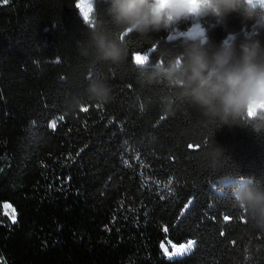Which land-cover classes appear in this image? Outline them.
<instances>
[{
    "label": "trees",
    "instance_id": "obj_1",
    "mask_svg": "<svg viewBox=\"0 0 264 264\" xmlns=\"http://www.w3.org/2000/svg\"><path fill=\"white\" fill-rule=\"evenodd\" d=\"M106 7L0 0V264H264V233L228 188L218 194L225 174L264 184V130L207 123L179 98L164 110L161 98L179 92L145 83L148 69L133 56L155 63L182 52L175 32L123 35L129 55L120 64L82 54L92 30L116 31ZM201 23L206 48L244 31L235 15L226 29ZM96 78L111 88L108 103L87 96ZM76 99L87 111L72 107ZM214 145L225 155L215 173ZM166 240L195 246L168 257Z\"/></svg>",
    "mask_w": 264,
    "mask_h": 264
},
{
    "label": "clouds",
    "instance_id": "obj_2",
    "mask_svg": "<svg viewBox=\"0 0 264 264\" xmlns=\"http://www.w3.org/2000/svg\"><path fill=\"white\" fill-rule=\"evenodd\" d=\"M105 11L116 31L92 30L83 42L82 54L92 50L98 59L120 64L129 55L123 35L135 33L143 38L175 32L184 38L182 52H167L155 63L147 55L143 61L136 58L141 69H148L145 83L160 82L179 92V97L161 98L164 110L172 111L179 98L207 123L264 130V0H107ZM233 15L244 31H229L226 39L206 48L208 30L201 21L210 19L226 29ZM186 22L190 26L180 32L178 26ZM86 93L98 104L111 99V88L102 78L90 80ZM72 107L78 110L83 103L76 99ZM224 157L222 147H209L207 159L213 173L222 167ZM225 188L230 190L233 206L264 233V184L249 175L225 174L218 194L224 195Z\"/></svg>",
    "mask_w": 264,
    "mask_h": 264
},
{
    "label": "snow or ice",
    "instance_id": "obj_3",
    "mask_svg": "<svg viewBox=\"0 0 264 264\" xmlns=\"http://www.w3.org/2000/svg\"><path fill=\"white\" fill-rule=\"evenodd\" d=\"M5 3H7V0H4ZM92 2L94 3L95 0H92ZM77 7L78 8H81L83 10V6L81 5V3H77ZM92 11V8H91V5H89L88 7V12H91ZM88 12H85L84 13V19L85 21L87 22L88 19H89V16H88ZM123 38V37H122ZM139 57L141 61H143V59L145 58V55L144 56H141L139 54H136L133 56V59H134V62L136 63V58ZM81 111H87L86 108L84 107H81ZM189 147L191 148L192 145H189ZM191 203V201L189 202V204ZM189 204H186L184 207L185 209H187L189 207ZM5 207H9L8 205H5ZM12 222L14 223L15 222V213L13 211V214H12ZM225 220H228L229 219V216H225L224 217ZM223 235V233H221ZM195 246V241H192V240H188L186 242V244L182 243L180 244L178 247L176 245H173V252L172 253H168L167 249L164 248V245L162 244L161 247L162 249L164 250L165 252V255H183V254H186L188 251L191 250V248H193Z\"/></svg>",
    "mask_w": 264,
    "mask_h": 264
},
{
    "label": "rangeland",
    "instance_id": "obj_4",
    "mask_svg": "<svg viewBox=\"0 0 264 264\" xmlns=\"http://www.w3.org/2000/svg\"><path fill=\"white\" fill-rule=\"evenodd\" d=\"M136 54H139V55H141V56H144V55H146V54H144V53H135L134 55H136ZM220 181V180H219ZM188 241V240H187ZM187 241H185V242H183L184 244H186V242ZM164 245V248H166L167 249V251H168V253H172L173 252V245H176L177 247L180 245V244H182V243H179V244H172L169 240H166V241H163V242H161L160 243V248H161V250H162V253L165 255V252H164V250L162 249V247H161V245ZM192 249V248H191ZM189 252V251H188ZM184 255V254H183ZM165 256H168V257H177V256H182V255H165Z\"/></svg>",
    "mask_w": 264,
    "mask_h": 264
}]
</instances>
